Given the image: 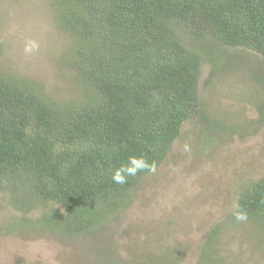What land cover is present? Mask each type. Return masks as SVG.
I'll return each mask as SVG.
<instances>
[{"label": "trees", "instance_id": "obj_1", "mask_svg": "<svg viewBox=\"0 0 264 264\" xmlns=\"http://www.w3.org/2000/svg\"><path fill=\"white\" fill-rule=\"evenodd\" d=\"M52 2L76 39L75 78L88 96L53 102L0 72V190L29 189L37 202L61 206L40 219L76 236L104 223L201 113L198 37L264 58V0ZM133 157L148 167L115 182ZM236 211L264 230V177L241 191Z\"/></svg>", "mask_w": 264, "mask_h": 264}, {"label": "rangeland", "instance_id": "obj_2", "mask_svg": "<svg viewBox=\"0 0 264 264\" xmlns=\"http://www.w3.org/2000/svg\"><path fill=\"white\" fill-rule=\"evenodd\" d=\"M52 3L0 0V72L53 102L80 103L89 90L75 78L77 42ZM198 41L202 111L183 122L155 170L76 236L41 221L61 206L1 189L0 264H264L262 226L236 218L241 191L264 177V58L207 35Z\"/></svg>", "mask_w": 264, "mask_h": 264}, {"label": "clouds", "instance_id": "obj_3", "mask_svg": "<svg viewBox=\"0 0 264 264\" xmlns=\"http://www.w3.org/2000/svg\"><path fill=\"white\" fill-rule=\"evenodd\" d=\"M130 159H131V163L133 166L128 167V168H123V169L116 171V173L113 175V180L115 182L121 183V184L125 182V175H122V173H126L127 175L134 176L138 170L148 167V165L143 160H138L135 157L130 158ZM151 170L154 171L155 170L154 167ZM236 218L238 220H244L246 219V216L243 214H237Z\"/></svg>", "mask_w": 264, "mask_h": 264}]
</instances>
